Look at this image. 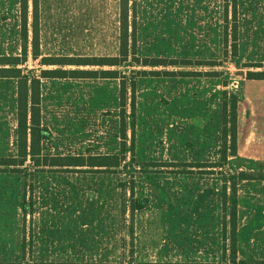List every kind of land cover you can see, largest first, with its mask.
I'll return each instance as SVG.
<instances>
[{
  "label": "rangeland",
  "instance_id": "374dc122",
  "mask_svg": "<svg viewBox=\"0 0 264 264\" xmlns=\"http://www.w3.org/2000/svg\"><path fill=\"white\" fill-rule=\"evenodd\" d=\"M129 5L135 57L100 66L72 62L118 54L120 0H39L37 58L33 0L26 56L21 2L0 0V56H21L24 73L117 69L128 86L123 115L121 77L41 78L50 131L43 154L122 155L124 147L126 157L109 170L36 167L30 156L23 171L1 167L0 264H264V179L237 180L264 169L234 155L232 117L227 138L223 123L233 94L249 106V72H264V0ZM145 58L193 63L144 65ZM17 148V78L0 77V156Z\"/></svg>",
  "mask_w": 264,
  "mask_h": 264
},
{
  "label": "trees",
  "instance_id": "16d2710c",
  "mask_svg": "<svg viewBox=\"0 0 264 264\" xmlns=\"http://www.w3.org/2000/svg\"><path fill=\"white\" fill-rule=\"evenodd\" d=\"M21 17H22V37L24 39V52H28L27 43L29 39V0H20ZM130 0H120V34L119 50L115 56H95L86 58H74L77 62L74 64H95L100 66H114L126 63L131 56L135 57V45L132 43L135 39V32L130 30ZM32 56L37 58L40 55V10L39 0H33L32 7ZM133 23V22H132ZM47 60V58H44ZM71 60V58H67ZM76 61V60H75ZM85 61V62H80ZM137 61V60H136ZM21 63V56L4 55L0 56V77L17 78V153L14 156H0V168L12 169L13 171H23L28 157L36 167H63V166H98L105 170L111 167L120 166L125 159L126 148L122 147L120 154H102L85 156H66V155H49L43 154L42 144L45 139L50 137L48 127L43 124V114L41 105V78L42 77H121L120 87V106L123 115L127 106V79L125 74L117 69H43L40 75L30 76L23 72L22 68L17 65ZM46 63V62H45ZM144 65H177L188 64L193 62H180L176 59L166 58H145L142 62ZM202 64L203 62H197ZM195 62V64H197ZM146 72V70H142ZM184 73V72H182ZM250 79H264V72H249ZM240 95L233 94L232 100L226 101L223 106V123L226 138L228 136L229 116L232 117L231 137L234 145V155H238V108ZM231 114V115H230ZM125 121V120H124ZM125 135V133L123 134ZM261 168L264 169V160H258ZM264 179V172L259 176L249 174L245 171L239 173L237 180ZM236 185V184H235ZM233 210L231 211L232 239H233V257H237V226H238V189L233 187ZM227 188L224 190V202L226 205ZM134 210V206L132 207ZM227 224V223H226ZM263 262H258L257 264ZM240 264H249L246 260H241Z\"/></svg>",
  "mask_w": 264,
  "mask_h": 264
},
{
  "label": "crops",
  "instance_id": "0c3cea01",
  "mask_svg": "<svg viewBox=\"0 0 264 264\" xmlns=\"http://www.w3.org/2000/svg\"><path fill=\"white\" fill-rule=\"evenodd\" d=\"M258 96L253 104L251 97ZM248 107L238 108V156L264 160V79L251 80L247 88Z\"/></svg>",
  "mask_w": 264,
  "mask_h": 264
}]
</instances>
